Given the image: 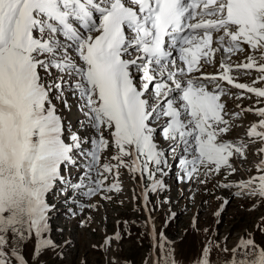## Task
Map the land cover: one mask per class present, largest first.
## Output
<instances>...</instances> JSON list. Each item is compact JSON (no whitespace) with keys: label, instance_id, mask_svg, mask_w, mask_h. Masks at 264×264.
Returning <instances> with one entry per match:
<instances>
[{"label":"snow or ice","instance_id":"obj_1","mask_svg":"<svg viewBox=\"0 0 264 264\" xmlns=\"http://www.w3.org/2000/svg\"><path fill=\"white\" fill-rule=\"evenodd\" d=\"M246 49L264 59V0H0V264H29L22 248L33 237V264L57 247L48 195L68 182L62 165L84 163L83 177L62 191L89 197L121 191L126 169L144 184L149 213L150 193L167 187L170 159L181 180L234 173L232 157H245L247 144L225 138L232 129L226 117L239 113L226 111L220 81L264 97V88L231 74L256 68L264 80L255 55L229 63ZM217 53L221 71H203ZM68 87L79 98L84 134L68 131L59 113V103L70 107ZM255 111L264 117V108ZM248 135L264 140V119ZM109 149L114 154L102 161ZM258 169L264 172V161ZM223 187L264 198V174ZM193 230H200L195 222ZM151 234L154 264H180L154 223ZM120 239L115 232L100 247L110 252ZM214 250L225 258L214 260ZM192 264H264V247L248 235L231 250L206 239Z\"/></svg>","mask_w":264,"mask_h":264},{"label":"rangeland","instance_id":"obj_2","mask_svg":"<svg viewBox=\"0 0 264 264\" xmlns=\"http://www.w3.org/2000/svg\"><path fill=\"white\" fill-rule=\"evenodd\" d=\"M250 55L256 56L257 64H264V59H260V52L253 53L251 49L232 55L229 63L247 62ZM219 59L220 55L217 53L216 61L204 65L205 71L210 69L214 74L219 73ZM231 74L250 85L255 82L254 86L257 88H264V80L259 79L262 74L256 68L234 69ZM55 75L53 72V76ZM193 75L197 76V73ZM220 83L223 84L222 81ZM224 88L226 94L221 99L226 102V111L229 114L239 113L226 117L230 119L232 129L225 138L243 140L247 144L245 157H232L231 162L236 171L231 175L225 170L216 175H208L207 183L200 182L205 179L203 175L190 181L181 180L178 177L183 173L178 161L170 159L168 174L163 177L166 189L149 195L150 214L158 221V232L172 242L180 264H192L206 239H215L220 244L226 241L227 248L231 250L242 237L248 235L254 237L258 247H264V198L258 195H237L238 188L223 187L225 182L235 184L264 174L258 169L260 162L264 161V152L259 151L264 148L263 140L248 135L251 126L264 119L255 111L264 108V97L247 90L228 88L226 85ZM64 95L70 107L59 103V113L69 129L73 128L84 134L86 130L79 123L83 120V114L79 111L78 96L71 87L67 88ZM157 139L162 146L167 147V142L159 136ZM113 154L114 149H109L102 156V161ZM85 170L83 162L67 169L62 165V173L68 178V182L57 184L48 195L49 201L56 206L50 214L52 231L49 235L57 247L44 252L36 264H150L152 251L156 250V241L154 242L155 237L148 226L149 216L140 192L144 184L140 178H133L131 172L121 168L118 179L122 190L119 192L89 197L82 192H73L70 188L66 193L62 191L69 183H78ZM203 172L204 169L201 168V173ZM113 179L109 175V182ZM105 195L111 196V199H105ZM90 204L96 206L89 207ZM194 222L199 225V231L193 230ZM115 232H120L122 239L114 241L110 252H105L100 245L107 236H113ZM34 246L33 237L22 248L29 264H33L35 260ZM112 250L115 258L110 256ZM228 255H232L231 251ZM217 258L222 261L224 253L214 250L213 259Z\"/></svg>","mask_w":264,"mask_h":264},{"label":"bare ground","instance_id":"obj_3","mask_svg":"<svg viewBox=\"0 0 264 264\" xmlns=\"http://www.w3.org/2000/svg\"><path fill=\"white\" fill-rule=\"evenodd\" d=\"M219 55H221L220 53H219ZM234 59V58H233ZM206 65H208V64H206ZM206 70V68H204L203 69V71H205ZM205 72H207V73H212V70H210V69H208V71H205ZM201 75V73H197V76H200ZM223 82V84L224 85H226V86H228V88H234V89H238V88H236V87H234L233 85H228L227 84V82H225V81H222ZM237 82H239L238 80H237ZM240 82H242L243 83V81H241L240 80ZM237 91V90H236ZM224 101V100H223ZM263 144V147H264V140H263V142H262ZM141 189L142 188H140V192H141ZM147 212H148V216H149V223H148V226H149V228H150V230H151V226H152V224L154 223L155 224V228H156V230L158 231V221L156 220V218L154 217V216H152L150 213H149V209H147ZM156 241V239L154 238V242ZM117 248H119L118 246H117ZM112 253V254H111ZM111 253H110V256H113V258H115L116 257V255L115 254H113L114 253V251L112 250L111 251ZM111 259H112V257H110ZM155 258H156V250L154 249L153 251H152V255H151V262H150V264H154V262H155Z\"/></svg>","mask_w":264,"mask_h":264}]
</instances>
